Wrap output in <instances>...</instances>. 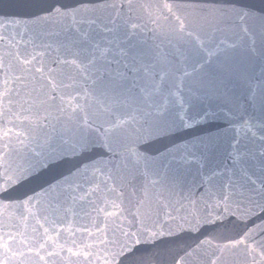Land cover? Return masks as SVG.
<instances>
[{
    "label": "water",
    "instance_id": "obj_1",
    "mask_svg": "<svg viewBox=\"0 0 264 264\" xmlns=\"http://www.w3.org/2000/svg\"><path fill=\"white\" fill-rule=\"evenodd\" d=\"M262 122L264 0H0V264H264Z\"/></svg>",
    "mask_w": 264,
    "mask_h": 264
},
{
    "label": "snow or ice",
    "instance_id": "obj_2",
    "mask_svg": "<svg viewBox=\"0 0 264 264\" xmlns=\"http://www.w3.org/2000/svg\"><path fill=\"white\" fill-rule=\"evenodd\" d=\"M55 11H56V15H58V16H67L68 15V13L62 12L60 9H56ZM196 116H197V118H199L201 116L207 118L208 113L206 111H204V112H197L196 113ZM253 127H255V125H253ZM261 127H264V122H262ZM262 135H264V133H262ZM224 199L227 200L228 197L225 196ZM261 211H264V208H261Z\"/></svg>",
    "mask_w": 264,
    "mask_h": 264
}]
</instances>
